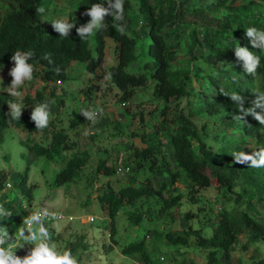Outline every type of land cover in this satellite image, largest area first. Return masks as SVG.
<instances>
[{"label":"trees","instance_id":"1","mask_svg":"<svg viewBox=\"0 0 264 264\" xmlns=\"http://www.w3.org/2000/svg\"><path fill=\"white\" fill-rule=\"evenodd\" d=\"M51 1L0 0V70L13 66L10 57L17 50L33 53L28 62L34 68L33 79L18 89L20 97L0 92V142L4 130L14 127L26 135L21 141L30 152L61 166L55 185L81 180L92 153L91 149L81 147L74 134L83 125V116L70 119L67 128L54 117L44 129L35 128L30 120L32 108L55 96L57 85L69 79L67 71L74 66L73 62H79L92 75L90 80L98 82L96 88L109 83L118 90L115 108L130 115L124 122L113 115L109 126L116 132H111L110 137L127 138L129 147L123 149L121 163L131 167V171L135 168L136 173L116 174L118 150L111 163L106 158L99 159L94 175L88 178L89 186L98 181L94 197L103 219L108 218L105 228L110 230L114 242L120 212L129 226L146 231L143 236L122 244V254L137 258L142 264L161 262L159 257L151 256L146 242L151 231L155 240L176 249L194 246L206 250L204 264H219L221 256L229 257L236 247L247 251L250 244L264 243V167L237 164L232 157L238 151L251 154L264 144V125L251 115L244 116L242 121L235 119L241 113L238 105L227 97L238 93L248 107L255 99L254 93L264 91V51L254 49L244 32L250 26L264 29V0H135L136 12L132 10V1L124 0L123 21L106 16V27L87 39L79 38L75 27L68 37L59 36L50 23L65 19L79 27L90 19L83 13L93 3L107 7L106 0H70L76 13L66 18L48 13ZM40 6L45 9L43 14L36 11ZM118 23L124 25L123 34L115 27ZM144 29H148L146 45L139 40L146 37ZM184 38L189 41V56L181 59L177 54ZM108 40L113 43V64L106 63ZM237 46L246 47L260 57L261 66L256 73L244 71L234 54ZM196 48L201 50L199 55L195 54ZM193 59H201L211 67L210 73H197L204 80L200 89L192 87V73L198 71V65L191 64ZM10 83L11 77L5 87ZM136 90L152 91L138 103L141 106L146 101L155 103L146 111L148 117L143 108L132 113L126 106ZM10 101L22 104L20 120L8 115ZM217 117L227 120L225 127L231 132L214 130L210 120ZM164 142L170 144L176 167L161 151ZM140 173L143 178L139 180L135 175ZM154 176L169 180H161L156 186ZM25 182L26 175L21 179L20 192L28 196ZM176 182L183 184V191L175 187ZM5 183L6 173L0 172V206L12 213L10 217H2L1 226L14 237L13 244L28 212L2 192ZM169 186L171 191L167 193ZM208 189L216 191L213 198L219 205L218 211L204 196ZM185 196L197 205L196 212L182 213ZM193 218L196 227L188 223L182 229L172 228L177 220ZM207 228L209 236L205 233ZM66 249L75 254L76 248L69 241ZM13 250L21 257L27 253L18 247ZM189 263L192 261L184 259L182 264ZM254 264H264V256Z\"/></svg>","mask_w":264,"mask_h":264},{"label":"rangeland","instance_id":"2","mask_svg":"<svg viewBox=\"0 0 264 264\" xmlns=\"http://www.w3.org/2000/svg\"><path fill=\"white\" fill-rule=\"evenodd\" d=\"M131 1L132 10L136 12L137 2L135 0ZM1 5L2 2H0V7ZM47 11L50 14H58L62 15V18H66L69 15H74L76 8L70 0H52ZM220 14L218 13L219 16ZM147 30L144 29L146 37L143 36L139 39L145 45L149 39ZM188 42L187 38H184L181 42L182 49L177 54L181 59L189 56ZM112 45V41L108 40L105 55L107 64L114 63ZM200 52L199 48L195 49L196 55H199ZM73 63L74 66H71L67 71L69 79L59 83L56 95L47 98L45 103L49 106L50 119L53 117L56 121L59 119L57 123H60L64 128H67L70 119L80 115L82 109L103 110L99 113L95 124L83 117V125L74 133L81 147L92 151L91 158L82 171L81 180L71 184L55 185V176L60 171L61 166L43 155L30 152L21 141L26 138V135L14 127H8L4 130L3 140L0 142V172L6 173V182L8 183L4 186L2 192L7 193L9 198L14 199L17 207L24 203L27 204L30 211L44 208L49 211L59 212L66 217L72 216L73 220H68L67 218L52 220L46 223V226L51 234L52 242L57 245L59 250L66 249L67 241L76 248L73 256L77 258L78 264H142L137 258H130L122 254L121 245L143 236L146 231L141 227L129 226L127 220L120 212L115 223L117 232L114 236L116 242H114L112 236H109L110 230L105 228L108 225V218L106 220L103 219L104 215L94 197L98 181L92 186L88 185V178L94 175L93 170L99 159L106 158L108 163H111L116 159L118 150V159L122 157V153L125 154L123 149L129 147L127 138L125 136L110 137V133H115L116 131L109 124L113 119V115H116L115 118L121 122L126 121L130 115L125 114L121 108L116 110L115 102L119 92L114 86L111 87L108 85L109 83H102L99 88H96L95 86L98 82L90 80L92 75L83 69L82 64L79 62ZM191 64L198 65V71L194 70L192 73V87L200 89L204 80L200 74L197 76V73H210L211 67L201 59H193ZM136 66L137 62L133 63L132 69L135 70ZM9 70L5 68L0 70V77L3 78V84L0 87H5L8 82L10 77L8 75ZM91 84L93 87H87ZM151 92L150 90L147 93L136 90L130 100L126 102V106L129 107L132 113H136L143 108L144 115L148 117L146 111L151 110L155 103L146 101L142 106L141 104L138 105V103L147 99ZM210 122L214 125V130L219 133L231 132L225 127L227 122L225 118L217 117L211 119ZM86 130L89 133L88 135L84 134ZM40 137L42 136L37 138ZM38 142L45 144V141L38 140ZM161 151L167 155L173 162V166L176 167L169 142H164L161 146ZM134 173H136L135 168L129 174L134 175ZM24 175H26L25 194L28 192V196L20 192V188H22L21 179ZM135 176L139 180L143 178L142 173ZM161 180L169 179L168 177H153L156 186L159 185ZM174 185L180 191L184 190L181 182H176ZM170 191L171 187L169 186L167 193ZM215 193L214 189H208L204 192V196L210 203H214V211H218L219 205L215 203L213 198ZM183 201L182 213L190 210L196 212V204H191L186 196ZM188 223H191L194 227L197 226L196 218L190 220L180 219L172 225V228L182 229ZM1 224L2 217H0V226ZM160 227L165 228V225L161 224ZM205 230V233L209 236L211 232L208 231V228ZM146 242L149 245L151 256L153 258L159 257L161 260L157 264H182L184 259H187V261L191 260L192 263L189 264H204L206 250L202 248L188 246L176 249L172 245L164 244L160 239L155 240L152 231L148 237L146 236ZM12 246L13 248L18 247L26 251L30 248L29 245L24 244V241L18 239L14 240ZM238 249L236 247L227 258L222 255L219 264H254L256 259L264 256V243L261 242L250 244L247 251Z\"/></svg>","mask_w":264,"mask_h":264},{"label":"clouds","instance_id":"3","mask_svg":"<svg viewBox=\"0 0 264 264\" xmlns=\"http://www.w3.org/2000/svg\"><path fill=\"white\" fill-rule=\"evenodd\" d=\"M106 2L107 7H105L103 3H93L91 7L83 13V15L88 16L90 19L79 27H76L73 23L67 22L65 19L52 20L50 23L51 27L62 37H68L71 30L75 27L76 34L79 38L87 39L95 35L98 30L106 27V16H111L113 21H123L124 0H106ZM36 11L43 14L45 9L43 6H40ZM115 27L123 34L125 29L122 23L116 24ZM244 32L254 49L258 48L264 51V29L250 26L246 28ZM234 54L237 60L242 62L244 71L247 74L256 73L257 69L261 66L260 57L255 55L252 51H249L246 47H235ZM32 57V52H21L19 50L11 55L10 59L13 62V66L8 73L11 77V83L6 88L0 87V92H7L10 97H20L22 95L18 89L23 86L25 81H31L33 79L34 68L33 65L28 62ZM2 84L3 78L0 77V85ZM254 96L255 99L249 102L250 106L248 107H245V98L238 93H232L227 97L238 105V111L241 113V115L234 116L235 119L242 121L244 116L251 115L258 124L264 125V91L257 90ZM7 105L9 109L8 115L14 120H20L22 109H24L22 104L20 102L10 101ZM257 109L260 111H257ZM102 111V109H82L80 115L92 124H95L98 120L99 113ZM30 120L34 122L35 128H46L50 121L48 104H36L30 113ZM84 134L88 135L89 133L86 130ZM232 157L237 164H247V167L251 168L264 167V144L258 145L251 154L238 151L234 152ZM121 158L122 157H120L118 161H121ZM130 171L131 167L128 172ZM116 174L118 176H123L125 173L118 174L116 172ZM7 184L6 182L5 185ZM23 206H25L27 210H25ZM21 207L28 212V215L24 218L22 226L19 227L15 239L24 241V244L29 245L30 248L24 256L21 257L16 255L11 244L14 237L9 234L6 227L0 226V264H78L77 258L73 256L70 249L61 251L57 248V245L52 242L51 234L46 223L61 219L48 220L50 218H56V214L50 213L53 211H49L48 209L38 208L30 211L27 204L24 203ZM11 215V212L6 211L0 206V217L7 218ZM68 220H73V217Z\"/></svg>","mask_w":264,"mask_h":264},{"label":"built area","instance_id":"4","mask_svg":"<svg viewBox=\"0 0 264 264\" xmlns=\"http://www.w3.org/2000/svg\"><path fill=\"white\" fill-rule=\"evenodd\" d=\"M130 170V167H128V166H124L122 163H121V161L119 160L118 161V167H117V169H116V172L118 173V174H124V173H126V172H128ZM24 207V209L25 210H27V208H25V206H23ZM50 213H55L56 214V218H50V219H48V220H51V219H65V218H67V219H72V217L71 216H68V217H66L65 215H63V214H61V213H59V212H50Z\"/></svg>","mask_w":264,"mask_h":264}]
</instances>
